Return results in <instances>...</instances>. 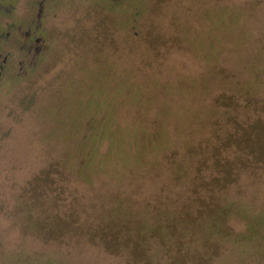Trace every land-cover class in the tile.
<instances>
[{
    "label": "rangeland",
    "instance_id": "rangeland-1",
    "mask_svg": "<svg viewBox=\"0 0 264 264\" xmlns=\"http://www.w3.org/2000/svg\"><path fill=\"white\" fill-rule=\"evenodd\" d=\"M1 32L0 264H264V0H0Z\"/></svg>",
    "mask_w": 264,
    "mask_h": 264
},
{
    "label": "flooded vegetation",
    "instance_id": "flooded-vegetation-1",
    "mask_svg": "<svg viewBox=\"0 0 264 264\" xmlns=\"http://www.w3.org/2000/svg\"><path fill=\"white\" fill-rule=\"evenodd\" d=\"M44 3H48L49 0H42ZM114 3L119 5L121 0H113ZM41 4V3H40ZM39 4V5H40ZM14 11L13 6H9L7 8L2 9L3 14H9ZM18 29V41L19 46L16 47V51H20L24 54V56H29L30 61H35L37 57L45 55L48 52V46L45 39V34L43 33V26L41 18L36 19L27 26L25 31L21 27H17ZM12 33L10 32H1L0 33V81L3 79L9 68V55L10 50H2L1 45L4 43L8 45L9 37H11ZM21 42V45H20ZM33 64V62H31ZM27 61H22L20 63V71L21 73H25V69L27 68Z\"/></svg>",
    "mask_w": 264,
    "mask_h": 264
}]
</instances>
